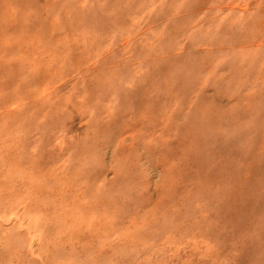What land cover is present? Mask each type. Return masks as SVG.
Returning <instances> with one entry per match:
<instances>
[{"label":"rangeland","instance_id":"374dc122","mask_svg":"<svg viewBox=\"0 0 264 264\" xmlns=\"http://www.w3.org/2000/svg\"><path fill=\"white\" fill-rule=\"evenodd\" d=\"M0 264H264V0H0Z\"/></svg>","mask_w":264,"mask_h":264}]
</instances>
